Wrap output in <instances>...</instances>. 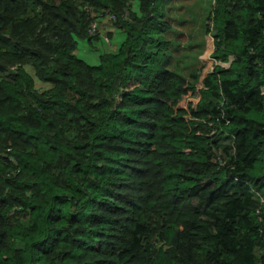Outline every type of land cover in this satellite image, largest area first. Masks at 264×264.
<instances>
[{"label": "trees", "instance_id": "1", "mask_svg": "<svg viewBox=\"0 0 264 264\" xmlns=\"http://www.w3.org/2000/svg\"><path fill=\"white\" fill-rule=\"evenodd\" d=\"M0 264H264V0H0Z\"/></svg>", "mask_w": 264, "mask_h": 264}, {"label": "rangeland", "instance_id": "2", "mask_svg": "<svg viewBox=\"0 0 264 264\" xmlns=\"http://www.w3.org/2000/svg\"><path fill=\"white\" fill-rule=\"evenodd\" d=\"M180 31H182V28H177ZM186 32L189 37V41H195L196 40V35L195 32L192 29L187 28ZM198 35H197V39H198ZM119 38L117 37V35H113V37H108L105 36V38L101 39L99 42L96 43V41L86 43L83 42L80 49H79V55L90 61V62H95L96 60V52L99 50H104L106 49V47H115L118 43H119ZM184 41H186V39H184ZM95 43V44H94ZM190 44V43H189ZM197 46V45H196ZM198 49H199V44H198ZM6 75L10 76L11 75V71H7ZM220 148L222 149V153H223V157H228L232 154V148H231V140L227 137H222L219 140ZM201 189H207L206 185H203V187H201ZM200 195L193 197L192 201L193 203L201 210H209L211 208H213L216 212H221L220 207H213L210 204H208L207 200H206V195H205V191L204 190H200Z\"/></svg>", "mask_w": 264, "mask_h": 264}, {"label": "built area", "instance_id": "3", "mask_svg": "<svg viewBox=\"0 0 264 264\" xmlns=\"http://www.w3.org/2000/svg\"><path fill=\"white\" fill-rule=\"evenodd\" d=\"M98 18H104V19H108V20H111V21H115L116 20V15L109 12V11H100L98 13ZM88 33L90 35H96L99 33V29H98V25H97V21L94 20V21H91L90 24H89V27H88ZM257 195L256 199L259 197V199L261 200V197L259 196V194H255Z\"/></svg>", "mask_w": 264, "mask_h": 264}, {"label": "crops", "instance_id": "4", "mask_svg": "<svg viewBox=\"0 0 264 264\" xmlns=\"http://www.w3.org/2000/svg\"><path fill=\"white\" fill-rule=\"evenodd\" d=\"M109 29H111V26H110V25H103V24H102V27L100 28L101 32H100V30H99L100 35H101L102 37H105V35H103V34H104L105 32H109V31H111V30H109ZM112 32L114 33V31H112ZM111 49H113V47H112Z\"/></svg>", "mask_w": 264, "mask_h": 264}]
</instances>
